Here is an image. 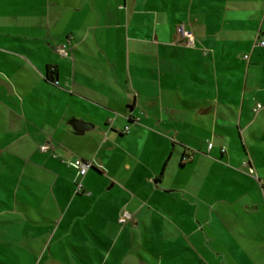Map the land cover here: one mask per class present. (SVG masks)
<instances>
[{"label": "crops", "instance_id": "1", "mask_svg": "<svg viewBox=\"0 0 264 264\" xmlns=\"http://www.w3.org/2000/svg\"><path fill=\"white\" fill-rule=\"evenodd\" d=\"M10 1L0 18V175L11 174L0 263L21 264L15 231L28 248L29 226L51 224L40 264L69 232L63 223L86 242L84 220L106 248L74 245L88 264H159L142 249L161 264H207L229 242L228 264H264V0ZM179 22L196 48L177 42ZM69 161L93 166L81 177ZM124 209L131 219L103 237L95 226H116Z\"/></svg>", "mask_w": 264, "mask_h": 264}, {"label": "rangeland", "instance_id": "2", "mask_svg": "<svg viewBox=\"0 0 264 264\" xmlns=\"http://www.w3.org/2000/svg\"><path fill=\"white\" fill-rule=\"evenodd\" d=\"M18 2H15V8H17ZM12 6H14V3H11V1H1L0 2V18L2 17V13L4 11L5 8H12ZM20 6H18L19 8ZM3 19L1 18V21ZM3 34H0V37ZM263 39H264V35H263ZM261 40V39H260ZM16 165L19 167V162H16ZM1 169V167H0ZM258 174V173H257ZM11 174H5V175H0V190H4L6 189L5 185H11ZM259 176V174H258ZM262 177V176H260ZM15 178H17L15 176ZM13 181H16L15 179ZM5 184V185H4ZM116 191L112 189V191H110V194L114 195ZM7 194V193H6ZM258 193H256L255 198L256 200H258ZM260 199H262V197L259 195ZM55 214V213H53ZM56 215V214H55ZM57 216V215H56ZM100 217H97L96 221L99 220ZM83 223H81V226L84 228V230H86V242L78 240L75 236H74V227L70 228V224H66L63 223L61 230L65 231V230H69V232L67 233V235H65L64 237H61L59 232L52 241L48 242L47 245V253L46 256L42 259V261L40 262V264H45L47 262V264H88L89 261H87V259L80 258V256L78 257L77 255H74V245H83V244H87L90 246L89 249H91V246L94 245V243H96L99 247L97 248L98 251L103 250V253L105 252L106 248L104 249L102 244L99 245V242H97V240H95V237L92 235V233H90V231L87 229L85 221L82 220ZM123 226H125V224H121V223H117V225H108V224H100V225H96L95 228L98 232H100L102 234V236L106 237L107 239L114 237V235L118 232V230L120 228H122ZM16 227V226H15ZM30 227V232L33 236V234L36 236L35 238H29V242L28 239L26 238V235L23 237L22 242H27L30 243L29 247L27 248V246L24 248L23 244L21 245V241H18V232L15 231V239L11 238L13 241V243H15V246L12 247V250L14 251L13 254H15V256L20 260L21 264H38V262L40 261V257L39 259L36 261V256H35V252H37V250H39L41 243L43 242L44 237H46L47 232L49 231L51 224L47 223L44 224L42 226H29ZM42 227V228H41ZM131 228V227H130ZM143 225L141 226L140 229V233L142 236V240H145V236L143 235L144 229H143ZM208 232L209 231H213L214 226H208L207 227ZM129 232V231H128ZM131 232V229H130ZM24 233V232H23ZM25 234V233H24ZM137 235V233H136ZM259 236V235H258ZM229 238V235H228ZM123 241H119L118 243L121 244ZM145 242V241H144ZM135 243V242H133ZM230 244H228L227 247L222 248L221 251V257L218 258L215 255L211 256V254L207 255V264H221L223 262V264H228L229 260L232 259L231 257H233V244H231V242H229ZM165 244V243H164ZM163 245V244H162ZM23 246V247H22ZM121 249H124V254L126 255V252H128V247H121ZM240 249H238L239 251ZM137 251H139L137 248L130 254L132 260L137 261L139 259V252L146 256L147 258H149L150 261H153L155 263L159 262V264H161L160 261H158V257L154 256V254H152L150 251L148 250H143L139 251L137 253ZM213 254H217L218 252H220L219 250H211ZM241 252V251H240ZM105 254V253H104ZM129 254V252H128ZM225 254H229L230 257H225ZM97 254H95V257H93L94 259H98L100 256L98 254V256H96ZM0 257L2 259L7 260V257H5L3 254H0ZM14 257V258H16ZM98 257V258H97ZM219 260H218V259ZM257 259V257H255ZM168 257L165 256L164 258V263L166 264V262L168 261ZM181 261H183L185 259L184 256H181L178 258ZM245 258H242V260ZM259 260H262L261 257L258 258ZM99 260V259H98ZM221 261V262H220ZM239 261V260H238ZM235 264H244V263H240L238 262ZM140 263V261H139ZM2 264V263H0ZM141 264V263H140ZM230 264H234L232 262H230Z\"/></svg>", "mask_w": 264, "mask_h": 264}, {"label": "built area", "instance_id": "3", "mask_svg": "<svg viewBox=\"0 0 264 264\" xmlns=\"http://www.w3.org/2000/svg\"><path fill=\"white\" fill-rule=\"evenodd\" d=\"M175 33H176V40L180 44H182L188 48H196L198 46V41H197L196 35L188 23L179 22L176 25ZM256 45L264 46V41L256 42ZM57 49L62 55L67 54V51H66V48L64 45L58 46ZM208 51H209L208 49H204L205 54H207ZM245 57L248 58L249 55H246ZM262 106H263L262 104H258L255 110L258 111L260 108H262ZM211 147H212V143H209V148H211ZM47 148H48L47 146L41 147L42 150H46ZM245 164H247V162H245ZM68 165H73V166L77 167L79 170V175L82 177L93 166V162L92 161H77V162H70L69 161ZM249 173L252 174L253 176H255L257 179H259L254 168L250 167ZM82 189H83L82 179H79L77 181V184H76V191L80 192ZM263 192H264V189H263ZM131 217H132V215L129 212V210L124 209L120 213L119 222L121 224H126L131 219Z\"/></svg>", "mask_w": 264, "mask_h": 264}, {"label": "water", "instance_id": "4", "mask_svg": "<svg viewBox=\"0 0 264 264\" xmlns=\"http://www.w3.org/2000/svg\"><path fill=\"white\" fill-rule=\"evenodd\" d=\"M78 121V120H77ZM80 121V124H85V125H87V123L86 122H84L83 120H79ZM79 123V122H78ZM74 125V124H73Z\"/></svg>", "mask_w": 264, "mask_h": 264}]
</instances>
